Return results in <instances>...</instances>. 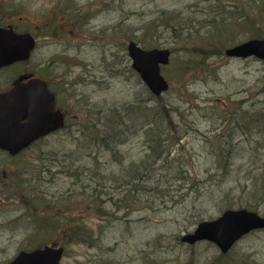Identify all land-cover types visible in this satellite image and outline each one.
Here are the masks:
<instances>
[{
	"label": "rangeland",
	"instance_id": "374dc122",
	"mask_svg": "<svg viewBox=\"0 0 264 264\" xmlns=\"http://www.w3.org/2000/svg\"><path fill=\"white\" fill-rule=\"evenodd\" d=\"M217 2L0 0V20L6 17L20 21V17L21 22L31 21L32 27L42 24L45 34L57 32L62 38L40 41L32 64L34 71L38 67L40 76L50 81L69 117L65 129L34 144L27 155L16 159L0 156V183L6 184L5 191L12 194L0 196V264H8L20 251L50 244L64 247L61 264H216L214 248L205 243L190 248L179 242L180 235L193 230L202 219H215L226 202H233L234 207L247 206L264 217L262 193L252 190L251 183L243 182L244 170L255 166L257 157L264 154L258 153L254 144L258 137H264V131L254 126V113H264V62L224 55L230 46L264 38V0H236V5L232 0H223L224 5ZM218 12L222 16L216 17ZM161 14L179 18L172 23L187 31H178L177 37L170 30H161L164 25L155 31L151 21L162 22ZM222 17L233 18L240 25L235 22L233 33L229 30L217 39L215 27ZM37 32L42 33L41 29ZM257 32L262 36L257 37ZM130 40L144 49L172 51L171 63L162 67L170 88L158 102L175 108L173 122L181 118L186 121L177 126L170 124L169 118L164 122L175 140L180 139L181 150L177 153L175 145L171 152L163 153H169V158L154 166L148 186L156 189L146 195L141 191L123 192V188L116 187L120 183L112 180L124 175L118 165L122 158L127 166L143 159L148 150L144 136L158 142L143 125L151 121L150 115L127 112L129 139L117 147L120 153H100L98 164L94 161L97 151L89 149L88 144L92 135L89 131L98 119L96 106L102 115L109 107L148 98L147 88L131 69L126 52ZM65 84L67 92H63ZM237 105L240 113L248 111L242 120L254 128L250 134L247 125H243L246 133L240 135L224 119H217L220 112L227 113L229 107L235 109ZM259 124L264 128V115ZM143 129L149 131L148 135ZM229 132L237 136L232 135L229 140ZM215 135L223 136L229 143L218 145ZM231 147L234 148L230 150ZM174 158L178 161L173 162ZM58 169L62 174H56ZM172 170H182L190 182L194 176L204 183L193 190L196 194L191 197L177 198V193L187 191L188 180L174 181ZM94 174L107 178L103 193L128 196L120 211H114L99 198L81 203L82 187L90 185L84 192L91 194L90 189L97 184ZM159 181L163 186L157 187ZM220 181L227 183H221V188ZM238 181L245 185L244 189L235 190ZM256 183L261 185L263 180ZM26 185L31 192H21L22 188L27 189ZM178 185L187 187L179 190ZM231 189L233 193L229 194ZM235 198L244 202H234ZM83 228L80 234L85 237L79 241L76 236ZM233 255L237 256L236 264H264V231H256L249 240L238 243Z\"/></svg>",
	"mask_w": 264,
	"mask_h": 264
},
{
	"label": "water",
	"instance_id": "95a60500",
	"mask_svg": "<svg viewBox=\"0 0 264 264\" xmlns=\"http://www.w3.org/2000/svg\"><path fill=\"white\" fill-rule=\"evenodd\" d=\"M34 48V41L27 35H15L8 31H0V57L5 56L9 61L24 60ZM132 68L135 70L148 90L155 96L167 91L169 85L160 73V65H167L170 60L168 49H142L131 41L127 46ZM228 57L246 58L255 56L264 60V39H251L240 45L225 50ZM8 63V62H6ZM15 85H20L16 81ZM28 88L15 89L12 94L29 91L32 94L24 103L23 110L17 114L11 104L5 114L0 115V148L12 154L24 149L36 139L64 126L63 115L54 111V96L44 81L38 78L30 80ZM26 105V108H25ZM25 121V123H22ZM264 228V218L247 210L226 211L218 220L202 222L193 234L182 237V241L193 244L202 239L216 242L223 251L242 234L251 229ZM63 248L46 246L34 251H21L8 264H60Z\"/></svg>",
	"mask_w": 264,
	"mask_h": 264
},
{
	"label": "trees",
	"instance_id": "16d2710c",
	"mask_svg": "<svg viewBox=\"0 0 264 264\" xmlns=\"http://www.w3.org/2000/svg\"><path fill=\"white\" fill-rule=\"evenodd\" d=\"M232 1L234 3V1L236 0H232ZM221 4L222 3H218V5ZM236 7L239 6L237 5ZM217 15L222 16V12L216 13V17ZM160 18L162 22L158 21L157 23L155 19L151 21L153 24H155L153 26V29L155 31H157L159 27H162L161 25H164V28H161V30H170L173 33V35L177 37L178 36L177 32L178 31L180 32L181 29H184V26L179 27L175 23H172V20L176 21L179 20V18L170 17V16L168 18L167 15H163V14L160 15ZM223 19L224 18L222 17L220 19L221 23H219L218 27H215V29H217L216 30L217 39H222L224 36H226V33L229 32V30L231 33H233L231 30L235 29L234 27L235 22L237 25H240L239 21H236L233 18L227 17L225 20ZM205 26L212 27V25H205ZM195 32H198V30H195ZM255 35L257 37L262 36L259 35L258 32ZM112 74H116V73H112ZM147 95L148 98H145L144 100L137 98L130 101L131 102L130 104L124 103L125 106L123 105L119 107L116 105V106H112L111 109L109 107V109H106L107 112L111 113L110 116L107 115L108 117L104 115L105 112L102 115H100L102 113V110H99L101 108H98V106H96L95 108L97 111L96 114H98V119L94 122L91 131H89V133L92 134L91 137H89L90 140H88V144H90L89 149L97 151V154L94 155V161L96 164H98L97 159L100 153L106 152V153H110L112 156L114 155V153H120L117 147L123 145L129 139L130 131H128V129L130 125L126 121H124V118L127 117L126 114L127 112L138 111L139 113L141 112L143 115L145 114L150 115L148 118H151V121L144 123L143 125L145 126V128L149 129L150 134L153 135L155 137V141L158 142L156 143L151 142L144 136L148 150L144 155L143 159L139 163H135V164L130 163L128 166L124 164L125 158L121 159L123 160V162L119 161L120 163L118 165L122 167L121 173H124V175H121V177H119L118 179H113L112 181H118L120 184L117 185L116 187L123 188L122 190L123 192L133 191L138 193V191L141 189L144 191V193H146L147 189L151 188L148 185L151 182L152 171L154 170V166L159 160H161V162H167L169 158V153L166 156H163V153L165 151L171 152V150L175 147V145H178L177 153L180 154V150H181L180 148L181 145L179 144L180 139L175 140L173 131L171 132L167 131V129L164 126V122L166 121L167 118H169L171 120L170 122H172L170 124L173 125L174 123L177 126L178 124H183V122L186 121L184 120V118H181L173 122V114L175 113V108L170 105H169L170 108H168L167 105L163 106L160 102H158L159 97L155 98L150 93H148ZM231 107L233 106L231 105ZM231 107L228 108L227 113L220 112L219 119L220 120L224 119L227 123H229V127L232 128L233 131H235L233 128L235 127V125H237V127H235L236 131H241L242 134H245L246 130L242 126L243 125L242 115H244L243 113H248V111L244 110V112L242 111L243 113H240L239 105L235 106V109H231ZM234 110H236L235 112L236 114L232 113ZM122 115L124 116V118H121ZM261 115H264V113L261 114L260 112L257 111L254 113V121H255L254 126H256V129H260V132H262L263 130V127L259 124V119ZM150 127H154V129H150ZM103 131H106L107 134L103 133L102 135L101 133ZM149 131L143 129L145 135H148ZM247 131L250 134L252 130L250 128H247ZM136 134L137 132L134 133V135ZM232 135H236V133L229 132L227 136L229 140H231ZM213 137L218 139V145H224L226 143H229L228 140L221 135H215ZM254 144H255V149L258 153L264 152V137L262 139L258 137L256 140H254ZM233 148L234 147H231L230 150ZM151 153H155L154 156L151 155ZM220 155H222V153L219 154L217 157H220ZM225 158L228 161L231 160V157L229 156H225ZM55 159L56 161H58L57 156ZM172 161L173 162L178 161V158L177 159L174 158ZM67 171H69V168L67 169ZM223 171L226 172L227 170H223ZM244 172L245 175L247 177L250 176L253 182L256 184V187H254V189L252 190H255V192L262 193L260 199H264V154L262 155L260 153V155L257 157V164L255 166L253 165V167H251L250 169L247 168L246 170H244ZM238 173H240V171H238ZM182 174H183L182 170L176 172L175 173L176 179H183ZM96 175L97 174H94L97 184L96 186H94V188L90 189L91 194L85 193L86 191L89 190L90 185L87 184L86 186L82 187V192L80 194L81 203L88 204V202H86L85 199L93 198L95 200L96 198H99V201L102 202L107 201L113 207L114 211H120L121 208H123L125 201L129 200L128 196H124L123 198H120L118 196L115 197V195L110 196L107 193H103L102 189L105 188V183L107 182V180L105 179L107 178L104 177L99 178ZM258 179L263 180V183L261 185L256 183V180ZM92 190L93 191L96 190V192H93ZM100 197H105L107 200H101ZM65 210H67L66 206H65ZM81 231H84V228L78 231L77 233L76 239L79 241H82L83 238L85 237L84 233L80 234Z\"/></svg>",
	"mask_w": 264,
	"mask_h": 264
},
{
	"label": "flooded vegetation",
	"instance_id": "af4514ba",
	"mask_svg": "<svg viewBox=\"0 0 264 264\" xmlns=\"http://www.w3.org/2000/svg\"><path fill=\"white\" fill-rule=\"evenodd\" d=\"M19 20L20 21L15 20V18L4 17L2 20H0V31H2V32L8 31L10 33H14L15 35H27L30 37V39H32L34 41V48L30 51L29 55L24 60H17V61L11 62L5 56L0 57V115H2V116L5 114V111L8 110V108L11 104L14 106V109L16 110L17 114H20L23 110L22 102H24V101L26 102V100L27 101L29 100V104L31 105L32 94L29 91H27L26 94H24L22 92V90H21V92H18L17 94H12V92L15 89H23V88L24 89L28 88L31 90L32 86L31 85L26 86V84L30 80H32L33 78H41L42 79V77L40 76L38 67H37V71H34L33 70L34 69L33 64H32L34 51L38 47V43L40 41L47 40L50 38L62 39L61 37H59L57 32H53L50 35L45 34L43 32L44 26L42 24H40L39 26L32 27L31 21L21 22L22 18H20V17H19ZM21 24L23 25V27L25 25V28L21 27L20 26ZM40 29H41L42 33H40V35H39L37 31H39ZM6 62H8V63H6ZM42 67L43 66H40L41 69H42ZM16 81H19L20 85H18V86L15 85ZM49 86H51V85L49 84ZM67 87H68V84H65V88H64L63 92L68 91ZM50 89L52 91V86ZM54 95H55V109L59 110L61 113H63V115L65 117V121H66V123H68L69 117H68L67 112L59 104L60 102H59V99H58L56 92H54ZM25 108H26V105H25ZM22 123H25V121H22ZM247 123L249 124L250 122H247ZM235 127H236V125H235ZM56 133H58V132L56 131V132L48 134L44 137H41L40 139H37L35 142L26 146L24 149L18 151L15 154H12L11 152H9L6 149L0 148V156L1 157H7L8 159H16L17 157L25 156V155H27V153L30 151V149L32 148V146L34 144H36L37 142H40L42 140L48 139V138L54 136ZM56 174H62V170L58 169ZM1 182H3V181L1 180ZM7 188H8V186L6 184L4 185V183H0V196L2 194L12 195V194L7 193V191H5V189L7 190ZM26 188L27 189L22 188L21 192H26L27 190H28V192H31L29 185H26ZM234 202H244V199L235 198ZM232 204H234V203L233 202L222 203L223 207L219 211L220 212L219 216H221L226 210H229V209L236 210V209H232V208H239L237 210L247 208V206H245V207H241V206L234 207V206H232ZM44 209H47V208L44 207ZM246 210H248V209H246ZM248 211H252V210H248ZM219 216H217V217H219ZM215 219L204 220V221H212ZM202 221H203V219H202ZM192 231L193 230L188 231L187 233L192 232ZM256 231H261V230L260 229L249 230L248 232H246L245 234L240 236L239 239L234 241L232 243V245L226 251H223V249L221 247H219L218 245H216L215 242L209 241V240L200 241V242H197V243L192 244V245L187 244V246L190 248H193L200 243L201 244L205 243L206 246L214 248L215 251L217 252V257L215 259H213L215 261L214 263H216V264H236L237 260H235V258H237V256L233 255V250L236 248L238 243H240V242L242 243L245 240H249L250 237L253 236ZM248 245L249 244H247V246ZM50 246H53V244H50ZM206 253H208V252H206ZM205 264H209V262L208 263L205 262Z\"/></svg>",
	"mask_w": 264,
	"mask_h": 264
},
{
	"label": "bare ground",
	"instance_id": "6f19581e",
	"mask_svg": "<svg viewBox=\"0 0 264 264\" xmlns=\"http://www.w3.org/2000/svg\"><path fill=\"white\" fill-rule=\"evenodd\" d=\"M218 2H217V4L218 3H221L223 0H217ZM237 1H241V0H237ZM231 2V1H230ZM228 3H229V1H228ZM214 6H212V8H213ZM183 31H187V29L186 30H184V29H181V31L180 32H183ZM142 100H144V99H142ZM104 115H111V113L110 112H105L104 113ZM108 117V116H107ZM121 118H124V116L122 115L121 116ZM217 119L219 120V117H217ZM124 121H126V117L124 118ZM171 173H174V175H175V171L174 170H172V171H170ZM240 172H242V171H240ZM184 173V172H183ZM244 176H245V178H244V180H243V182L245 183H247L248 185H249V183H251V185H250V187L251 188H253L254 189V187H256V184L253 182V180H252V178L249 176V177H247L246 175H245V173H244ZM182 177H183V175H182ZM186 177L187 178H184L183 177V179H176V177L174 176V178L176 179H173L174 181H177V182H179V181H183V182H186V180H188V187L187 186H184V185H178V189L179 190H181L182 188H184V187H187V191L185 192V194H180V193H177L176 194V197L177 198H179V197H181V195L183 196V197H187V196H190V194H196V191H193L194 189H196L197 188V186H199V185H201V184H203L204 183V181H200V180H195V177L194 176H192L191 177V182L189 181V179H188V176H187V174H186ZM197 182V183H196ZM194 183H196V184H194ZM220 183V187L222 188L223 186L222 185H225L227 182H225V181H220L219 182ZM221 183H222V185H221ZM160 185H162L163 186V184H162V181H159L158 182V185H157V187L158 186H160ZM242 188V189H244L245 188V185L243 184L242 185V182H240V181H238V183L235 185V190H237V189H239V188ZM156 189V187L155 186H153V187H151V188H149V189H147V192L146 193H144V191L143 190H139L138 191V193L141 191L142 193H143V195H146L149 191H151V190H155ZM160 189H162V188H160ZM243 191V190H242ZM198 192V191H197ZM230 193H233V189H231V191H229V194ZM226 194H228V192L226 193ZM198 195V194H197ZM204 195H205V193H204ZM196 196V195H195ZM191 197V196H190Z\"/></svg>",
	"mask_w": 264,
	"mask_h": 264
}]
</instances>
